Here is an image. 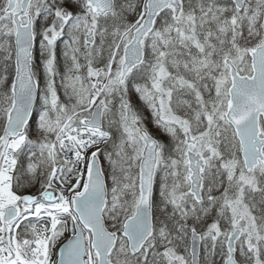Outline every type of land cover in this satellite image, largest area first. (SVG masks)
I'll return each instance as SVG.
<instances>
[{
  "label": "snow or ice",
  "instance_id": "1",
  "mask_svg": "<svg viewBox=\"0 0 264 264\" xmlns=\"http://www.w3.org/2000/svg\"><path fill=\"white\" fill-rule=\"evenodd\" d=\"M0 264H264V0H0Z\"/></svg>",
  "mask_w": 264,
  "mask_h": 264
}]
</instances>
